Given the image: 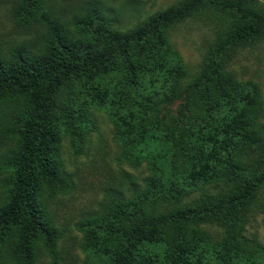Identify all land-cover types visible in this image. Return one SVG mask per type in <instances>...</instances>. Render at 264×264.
Masks as SVG:
<instances>
[{
	"label": "trees",
	"instance_id": "1",
	"mask_svg": "<svg viewBox=\"0 0 264 264\" xmlns=\"http://www.w3.org/2000/svg\"><path fill=\"white\" fill-rule=\"evenodd\" d=\"M17 1L29 16L45 2ZM204 6L230 22L190 76L170 52L168 28ZM71 21L79 37L47 18L40 51L24 42L0 56V128L16 141L6 162L0 257L9 253L15 264H32L38 243L55 254L59 231L42 193L72 188L58 158L59 139L67 134L78 153L95 129L91 110L98 109L112 124L118 160L132 168L143 163L146 175L107 193L99 210L79 224L84 249L97 264H212L211 256L233 264L239 256L230 243L216 244L203 226L222 229L225 240L237 238L235 249L264 187L259 94L227 70L236 48L264 38V8L252 0H181L120 30L94 1ZM19 96L23 101L16 103ZM197 189V197L187 198Z\"/></svg>",
	"mask_w": 264,
	"mask_h": 264
},
{
	"label": "rangeland",
	"instance_id": "2",
	"mask_svg": "<svg viewBox=\"0 0 264 264\" xmlns=\"http://www.w3.org/2000/svg\"><path fill=\"white\" fill-rule=\"evenodd\" d=\"M44 1L42 9L36 11L34 16L19 11L17 0L0 2V56L6 58L12 47L24 42L33 43L34 47L31 49L40 51L42 44L39 41L47 34V18H55L68 26L73 36L79 37L80 33L72 26L71 18L82 16L86 7L94 1H97L99 13L111 26L125 30L181 0ZM252 2L264 8V0ZM229 22V18L215 8L204 6L168 28L170 52L190 76L198 73L203 56ZM227 70L234 73L235 81L250 84L257 89L261 102L257 124L263 126L261 129L264 131V38L236 48L228 60ZM14 100L21 103L23 98L19 96ZM174 104L170 106L171 113H174ZM90 118L94 121L95 129L86 133L78 153L72 150L67 134L59 139L58 158L72 180V188L50 196L46 192L42 193L46 213L59 234L55 242V254H48L38 243L39 250L32 264H97L94 255L84 249V235L78 228L79 224L99 210L107 193L117 189L124 191L123 184L129 179L141 183V178L146 175L143 163L132 168L125 161L118 160L119 147L113 139L112 124L106 114L102 110L92 109ZM15 145V138L9 134L7 128H0V207L6 201L10 180L6 162ZM203 189L214 193V186L209 189L205 185ZM199 194L200 189H197L190 192L187 198H195ZM203 229L216 244L230 243L228 247L233 250V256H239L232 259L233 264H264V187L259 191L257 205L251 209L249 219L240 232L245 240L235 249L234 242L237 238L225 240L227 235L213 225H204ZM251 241L258 244V248L252 249ZM243 246L250 255H246ZM210 250L214 251L213 248ZM243 258L246 260L243 261ZM210 259L212 264H224L220 257L215 256L214 259L211 256ZM0 264L15 262L8 253L0 257Z\"/></svg>",
	"mask_w": 264,
	"mask_h": 264
}]
</instances>
